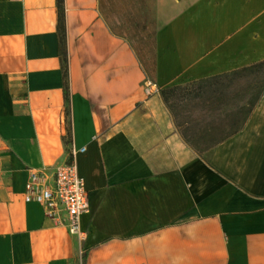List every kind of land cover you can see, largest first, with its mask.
Segmentation results:
<instances>
[{"label":"crops","instance_id":"crops-1","mask_svg":"<svg viewBox=\"0 0 264 264\" xmlns=\"http://www.w3.org/2000/svg\"><path fill=\"white\" fill-rule=\"evenodd\" d=\"M263 60L264 0H0V264H264V95L201 153L159 95ZM72 150L82 239L24 200Z\"/></svg>","mask_w":264,"mask_h":264},{"label":"trees","instance_id":"trees-1","mask_svg":"<svg viewBox=\"0 0 264 264\" xmlns=\"http://www.w3.org/2000/svg\"><path fill=\"white\" fill-rule=\"evenodd\" d=\"M62 3L57 0L59 7ZM63 77L66 87V66ZM159 95L182 140L201 153L241 131L264 95V60L230 73L161 89ZM85 258L83 254V261Z\"/></svg>","mask_w":264,"mask_h":264},{"label":"built area","instance_id":"built-area-1","mask_svg":"<svg viewBox=\"0 0 264 264\" xmlns=\"http://www.w3.org/2000/svg\"><path fill=\"white\" fill-rule=\"evenodd\" d=\"M24 200L40 204L51 227H65L69 234L82 239L80 219L89 214L90 205L85 182L78 174L76 151L50 173L30 169Z\"/></svg>","mask_w":264,"mask_h":264}]
</instances>
